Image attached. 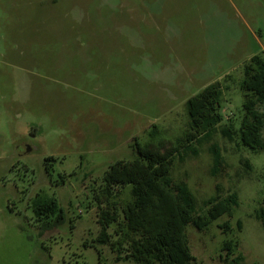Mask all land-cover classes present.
<instances>
[{"label": "rangeland", "instance_id": "1", "mask_svg": "<svg viewBox=\"0 0 264 264\" xmlns=\"http://www.w3.org/2000/svg\"><path fill=\"white\" fill-rule=\"evenodd\" d=\"M255 54L264 57V0H0V264H132L96 241L106 170L134 157V140L179 136L186 100L214 81L221 124L237 129L243 65ZM236 140L217 128L193 142L195 155L172 162V178L200 212L216 185L237 194L231 217L201 231L185 226L203 264H220L229 238L244 264H264V228L254 216L264 152ZM211 147L222 157L214 175ZM130 190L114 191L119 220ZM50 202L63 220L44 228L54 216L36 210ZM226 220L229 231L218 227Z\"/></svg>", "mask_w": 264, "mask_h": 264}, {"label": "trees", "instance_id": "2", "mask_svg": "<svg viewBox=\"0 0 264 264\" xmlns=\"http://www.w3.org/2000/svg\"><path fill=\"white\" fill-rule=\"evenodd\" d=\"M240 88L243 116L237 129L231 123L221 124L222 90L220 83L214 81L186 100L187 124L179 136L156 143L149 140L140 144L134 140V157L117 161L106 170L104 187L97 195L99 231L96 241L110 247L116 262L124 259L133 264H203L189 249L185 226L191 224L201 231L221 215L231 217L238 204L237 194L221 195L216 185V194L203 201L200 212L186 184L172 178L171 166L174 159L181 162L188 153L195 155L193 142L217 128L227 140L236 138L237 143L248 150L264 152V113L259 109L264 102L263 56L252 55L243 65ZM154 135L155 127L150 131L152 138ZM210 152L214 175L222 157L215 147H211ZM127 184L131 185V198L119 206L122 214L119 220L114 191ZM36 215L54 216L49 223L41 224L44 228L54 227L63 220V213L56 212L54 202L41 205ZM254 216L264 228V195ZM112 223L116 225L113 235L107 232ZM218 227L223 231L232 229L228 220ZM235 227L240 231L239 219ZM237 249L236 238L225 239L218 256L220 264H244V257Z\"/></svg>", "mask_w": 264, "mask_h": 264}, {"label": "crops", "instance_id": "3", "mask_svg": "<svg viewBox=\"0 0 264 264\" xmlns=\"http://www.w3.org/2000/svg\"><path fill=\"white\" fill-rule=\"evenodd\" d=\"M127 261H129V260H127ZM130 262V261H129ZM132 263V262H131ZM133 264V263H132Z\"/></svg>", "mask_w": 264, "mask_h": 264}]
</instances>
